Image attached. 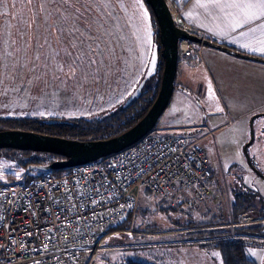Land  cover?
I'll return each mask as SVG.
<instances>
[{"label": "rangeland", "instance_id": "obj_1", "mask_svg": "<svg viewBox=\"0 0 264 264\" xmlns=\"http://www.w3.org/2000/svg\"><path fill=\"white\" fill-rule=\"evenodd\" d=\"M13 1L0 0V17L6 21L0 22V116L90 118L112 112L123 103L124 93L132 89L129 80L141 64L137 60L143 53L147 59L151 43L150 23L142 0H40L39 15L33 13L39 3L36 0H24L20 10L14 7ZM12 15L21 16L9 19ZM35 16L53 19L43 23L24 19ZM72 17L80 18L85 24L74 23V19L61 22ZM98 21L103 25L99 26ZM59 27H64L62 34ZM95 27H98L96 31ZM113 47L123 55L116 61ZM127 48L129 55L124 54ZM199 48L205 49L206 45L200 44ZM213 50L220 52L216 56L226 54L217 48ZM66 53L73 54L66 56ZM191 55L200 66L196 63L189 67L193 74L190 81L177 66L168 104L154 129L159 134L205 135L200 144L206 150L217 188L193 210L181 205L168 209L170 206L142 192L133 230L109 231L92 264H120L128 259L149 264H221L216 247L202 244L185 232H177L187 228L179 224L216 218L215 224L193 225V228L217 226L231 231L233 222L226 218L236 194L253 190L264 200V178L261 177L264 176V114L242 113L253 105L251 99H264V74L222 58L211 64L202 54L191 52ZM73 57H78L74 65ZM126 58L134 62H125ZM81 63L83 71L78 70ZM205 64L212 78L202 68ZM71 67L76 68L75 75ZM120 74L123 81L119 80ZM12 82L19 91L7 93L14 90L10 89ZM247 140L252 142L246 145L245 151L243 144ZM23 156L14 148H0L1 182L10 175L22 179ZM164 207L168 210H160ZM248 226L242 236L252 242L245 244V255L256 264H264V219ZM147 227L166 231L156 236L138 234ZM168 229L176 232L172 235Z\"/></svg>", "mask_w": 264, "mask_h": 264}, {"label": "built area", "instance_id": "obj_2", "mask_svg": "<svg viewBox=\"0 0 264 264\" xmlns=\"http://www.w3.org/2000/svg\"><path fill=\"white\" fill-rule=\"evenodd\" d=\"M168 1L182 27L204 38L180 21L179 5ZM199 45L179 40L178 57L201 55ZM199 141L151 129L67 171L0 183V264H92L109 231L133 230L142 192L170 207H198L217 188ZM258 220L243 212L233 224ZM123 222L126 228H115Z\"/></svg>", "mask_w": 264, "mask_h": 264}, {"label": "trees", "instance_id": "obj_3", "mask_svg": "<svg viewBox=\"0 0 264 264\" xmlns=\"http://www.w3.org/2000/svg\"><path fill=\"white\" fill-rule=\"evenodd\" d=\"M12 1V0H11ZM39 3H36L37 7L33 11L34 15H39L41 13V5L40 0H36ZM14 7L17 10H20L24 5V0H14ZM144 7H146L147 18L149 20V25L152 30L153 35V46H157L160 52L162 48L159 41V27L155 15L151 7L149 6L147 0H142ZM18 12V11H17ZM20 13V11L18 12ZM5 16V15H4ZM14 16L21 15H12L8 16L9 19ZM24 16H29L28 14ZM41 17V16H35ZM32 17L24 18L31 19ZM0 22L5 23L6 21H2L3 17H0ZM39 23V22H37ZM42 23V22H41ZM43 26H39L38 28L42 29ZM205 38V37H204ZM194 45H199L197 43H193ZM223 46H226L234 51L241 52L231 46L220 43ZM152 46V47H153ZM255 56V55H253ZM163 70V58L159 56L157 60L156 69L154 72L145 80L143 87L141 88L140 94L138 97H134L129 103L124 104L121 103L118 108L114 111L109 112L105 115H100L96 117H84V116H76V117H66V118H46L47 120H52L49 122H45L44 118L39 116H29V115H21V116H0V130L2 129H17V130H26L32 132H38L42 134L52 135V136H60L68 139H79V140H90V139H103L115 136L120 134L121 132L127 130L132 125H134L150 108L154 99L157 96L161 76ZM144 78V74L138 79L135 87L138 83ZM134 87V88H135ZM18 87L13 84H10V90L7 93H12L13 91H19ZM129 96V95H128ZM126 100V99H125ZM57 121H53V120ZM154 129V126H153ZM173 134L182 135V132H171ZM16 149V148H14ZM24 154L21 158L20 164L23 170L21 174L22 179L39 176L43 173V171L39 168L41 165L47 164L53 160L65 158L63 155H59L56 153L50 152H36L32 150H20L16 149ZM30 167V168H28ZM71 167H63V168H55L51 171L55 173H61L63 171L69 170ZM32 170H39L36 173H31ZM17 178L14 175L8 176L6 181H17ZM2 181V182H6ZM0 181V183H2ZM253 190H249L244 192L242 195L237 194L234 199L231 201L228 210V217L226 220L235 222L239 215L243 212H247L250 215L261 216L264 218V200L260 197L259 193ZM250 192V193H249ZM258 202V204H256ZM168 209H175L172 207H167ZM166 207L160 210H168ZM216 219V218H215ZM215 219H211L207 222H186L179 224L183 227H194V226H203L204 224L210 225L215 224L217 221ZM194 225V226H193ZM250 225V224H248ZM248 225H235L233 224L231 231L223 230L217 226L208 229L206 228H195L191 231L185 232V235L194 236L192 239L199 241L202 244H212L219 251L221 264H256L252 259L248 258L245 255V244L251 243L252 241L247 240V238L243 237L242 234L250 227ZM128 224L123 222L117 225L115 228H126ZM149 229V227H147ZM152 229V228H151ZM195 241V242H196ZM120 264H149L143 262L138 259H128L126 261L121 262Z\"/></svg>", "mask_w": 264, "mask_h": 264}, {"label": "water", "instance_id": "obj_4", "mask_svg": "<svg viewBox=\"0 0 264 264\" xmlns=\"http://www.w3.org/2000/svg\"><path fill=\"white\" fill-rule=\"evenodd\" d=\"M147 2L158 23L159 41L162 48L159 52L157 46L152 47L144 71V78L129 94L124 104L129 103L134 97L139 96L145 80L156 69L159 56L163 58V70L156 98L147 112L134 125L115 136L90 140L68 139L26 130L2 129L0 130V148L6 147L36 152L42 151L65 156V158L53 160L39 167L43 171H48L55 168L72 167L85 161L97 159L135 142L144 133L153 129L157 119L168 104L174 86L177 63L179 60L177 53L178 41L181 39H186L191 43L217 48L236 56L252 58L264 62V58L262 57L234 51L218 42L188 32L182 27L181 23L174 18L168 0H147ZM44 121L49 122L52 120L46 119ZM53 121L57 120L55 119Z\"/></svg>", "mask_w": 264, "mask_h": 264}, {"label": "crops", "instance_id": "obj_5", "mask_svg": "<svg viewBox=\"0 0 264 264\" xmlns=\"http://www.w3.org/2000/svg\"><path fill=\"white\" fill-rule=\"evenodd\" d=\"M174 1L179 5V10L181 13L180 21L191 25L195 29L202 31L205 38L212 40L214 42L223 43L225 45L231 46V47L241 51L242 53L255 55V56H259V57L264 58V52H261L258 50L260 47H264V16H258L256 19L248 21L245 24H241L240 27L236 28L233 26V18L238 15L239 10L237 8L227 6V5L232 3V0H218V2H216V3L211 2V0H174ZM32 18L37 19L36 23L37 22L43 23L48 18L53 19V17L47 18L44 16L32 17ZM128 18L131 19L133 17H128ZM73 19H74V21H73L74 23L85 24L84 23L85 21H82L80 18H77V17H72L68 20H63L61 22H72ZM134 19H137V18H134ZM103 22L104 23H107V22L110 23L109 20L108 21L103 20ZM98 23H99V26L103 25V23H101L100 21H98L97 24ZM42 28H44V27H42ZM62 28H64V27L58 28V30L60 31L61 34H62ZM85 28H91V27L85 25ZM82 29H83L82 27L79 28L78 34L81 32ZM97 29H98V27H95V31ZM106 29L108 30L109 28L106 27ZM95 31H94V34H95ZM132 32L134 33V31H132ZM152 42H153V35H152V30H151V43L149 46V51H148L149 53L147 55V59H146L145 54L143 53V55H141L140 59L137 60V61H141L140 62L141 64L136 69L134 77L130 78V80H129L130 81L129 83L132 84V89L128 93H126L127 91L124 93L125 96L123 97L124 99L121 102H123L128 97V95L134 90L135 84L137 83L138 79L144 74V71H145V68L147 66L149 56L151 53V49L153 46ZM244 45H248V47H244ZM76 46L79 47L80 44L77 43ZM111 49H112V54H116V55H114L115 56L114 61H116L117 58L123 57V55L121 56L118 53L119 50L117 49V47H113ZM213 49H216V48H213ZM213 49H212V47L209 48L208 46H206L205 49L204 48L201 49V54H202L203 58H205V60H207V62H209L211 64H212V62H215L216 60H218L217 62H219V60H221V58H222L226 62L233 61V62L237 63V65H244V66L249 67L252 70H255L257 72L264 74V62L263 61L252 59V58H244L241 56H238V57L233 56L232 57V55L230 53H227V52H226V54L216 56L215 53H220V52H217L216 50H213ZM128 51H129V48L126 49V52H124V54L125 53L128 54ZM137 57H139V54L137 55ZM194 58H195V56L191 55V53H190L187 56L179 57V60L177 63V66L179 67V69L181 71L182 70L185 71L184 78H188L187 81H190L189 77L193 75L191 72V69L189 67L197 63V61ZM126 59H127L126 61L124 60L125 62H134L133 59H131L129 61H128V58H126ZM244 59L249 60V62H247ZM87 63L91 64L90 62H87ZM117 64L119 65V59L117 60ZM197 65L200 66L199 63H197ZM202 68L208 70L209 76H210V78H212L211 77L212 76L211 71L209 70V67L205 64L204 66H202ZM79 69L83 71L84 68H82V63L79 64L78 70ZM186 69H188L187 72H186ZM119 80L123 81V78H121V74H120ZM175 80H176V76L174 79V84L176 82ZM68 81H71V80H68ZM244 83H246V82H244ZM67 85H70V84H67ZM71 85H74V84L71 83ZM260 87H262V84H260ZM257 98H258L259 102L256 101V98L251 99L253 102V105L251 107H249L247 110H245L244 112H242L243 114L263 113L264 112V99H261L259 97H257ZM170 134H173V133L170 132ZM189 134L184 133L182 135H189V136L196 137L195 134H193V133H189ZM174 135H178V134H174ZM200 136L196 137V138H200V140H201L202 137H205V135L201 136V137ZM199 143H200V141H199ZM213 176H214V171H213ZM216 180L217 179L214 176L213 181L215 184H216ZM251 224H253V223H251ZM187 229H189L188 231H191L194 228L189 227ZM168 230H172V229H168ZM165 231L166 230H156V229L144 228V229H140L138 231V234L143 235V236H156V235L164 234ZM151 232H153V233L157 232V233L153 234ZM172 235H173V233H172ZM190 238H192V237H190Z\"/></svg>", "mask_w": 264, "mask_h": 264}, {"label": "snow or ice", "instance_id": "obj_6", "mask_svg": "<svg viewBox=\"0 0 264 264\" xmlns=\"http://www.w3.org/2000/svg\"><path fill=\"white\" fill-rule=\"evenodd\" d=\"M211 2L216 3L218 0H211ZM227 6L239 10L238 15L233 18V26L236 28L240 27L241 24L256 19L258 16H264V0H232V3ZM244 47H248V45H244ZM258 50L264 52V47H260ZM66 56H72V54L66 53ZM77 59L78 57H73V65L76 63ZM65 64H68L67 60ZM71 71L72 74L75 75L76 68L71 67Z\"/></svg>", "mask_w": 264, "mask_h": 264}, {"label": "flooded vegetation", "instance_id": "obj_7", "mask_svg": "<svg viewBox=\"0 0 264 264\" xmlns=\"http://www.w3.org/2000/svg\"><path fill=\"white\" fill-rule=\"evenodd\" d=\"M259 114H264V112H263V113H259ZM262 130L264 131V129H262ZM251 132H252V131H251ZM251 136H252V135H251ZM200 137H201V136H200ZM251 142H252V141H251ZM251 142H249L248 140H247L246 142H244V144H243L244 146H243V147H244V150H245V151H246V145H247V146H248V145H251ZM246 143H247V144H246ZM249 162L251 163L252 167H254V170H256V169H255V166L253 165V163H252L251 161H249ZM261 175H262V174H261ZM261 177L264 178L263 175H262ZM236 195H237V194H236ZM236 195H235V196H236ZM258 217H259V220H258V221L264 219L263 217H261V216H259V215H258Z\"/></svg>", "mask_w": 264, "mask_h": 264}]
</instances>
